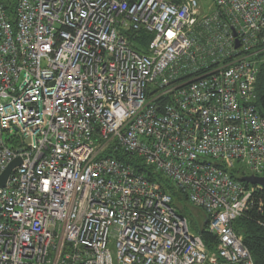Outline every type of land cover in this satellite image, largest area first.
Listing matches in <instances>:
<instances>
[{
	"label": "built area",
	"instance_id": "1",
	"mask_svg": "<svg viewBox=\"0 0 264 264\" xmlns=\"http://www.w3.org/2000/svg\"><path fill=\"white\" fill-rule=\"evenodd\" d=\"M201 2L0 4V177L21 160L0 188V264H255L234 223L261 189L240 179L264 177V0ZM135 168L207 215L215 252Z\"/></svg>",
	"mask_w": 264,
	"mask_h": 264
},
{
	"label": "trees",
	"instance_id": "2",
	"mask_svg": "<svg viewBox=\"0 0 264 264\" xmlns=\"http://www.w3.org/2000/svg\"><path fill=\"white\" fill-rule=\"evenodd\" d=\"M0 4H2L5 10L8 11L9 14H13L16 9V0H0ZM153 39V35L141 31L137 34L131 36V43L133 49L141 54L146 53V49L149 46L150 42ZM261 59L264 58V54H262ZM256 106L259 109L262 117H264V61L259 66V75L257 81V101ZM106 156L118 159L126 164H131L137 167L139 161L134 159L128 155L123 153H107ZM137 172L145 173L148 177L151 178L152 181L159 183L164 191L168 192L173 198L174 205L178 207L179 212L189 219V209L186 205H189L186 196L177 191L171 183L166 181L160 175H156L153 173L151 169L147 168H135ZM235 176V173L233 174ZM262 202L264 204V191L259 189L254 198V208L243 218L237 220L234 223V229L236 232L243 236L244 244L250 251L253 256L255 264H264V215L260 214L258 209V204ZM203 212V211H202ZM205 218L203 216H199L201 218H194L192 220V224L197 233L202 237L205 246L208 251L215 252L218 244L217 237L211 234L208 231V217L203 212Z\"/></svg>",
	"mask_w": 264,
	"mask_h": 264
},
{
	"label": "water",
	"instance_id": "3",
	"mask_svg": "<svg viewBox=\"0 0 264 264\" xmlns=\"http://www.w3.org/2000/svg\"><path fill=\"white\" fill-rule=\"evenodd\" d=\"M237 47H238V43H237ZM21 165V160L17 159L14 162H12L7 169L5 170V172L2 174V176L0 177V188H3L9 178V176L11 175L12 171ZM241 182L252 185V186H259L263 191H264V177H243L240 179Z\"/></svg>",
	"mask_w": 264,
	"mask_h": 264
},
{
	"label": "rangeland",
	"instance_id": "4",
	"mask_svg": "<svg viewBox=\"0 0 264 264\" xmlns=\"http://www.w3.org/2000/svg\"><path fill=\"white\" fill-rule=\"evenodd\" d=\"M210 3H211V0H202L201 5H202V8L204 11H206L208 9V4H210ZM186 206L189 209V214H190L189 215L190 229H191L192 233H196V230L194 229V226L192 224V220L194 218H197V217H198L197 219L201 218V217H199L201 215L203 216L202 218H205V217H204L201 209H197V208L193 207L192 205H186Z\"/></svg>",
	"mask_w": 264,
	"mask_h": 264
}]
</instances>
